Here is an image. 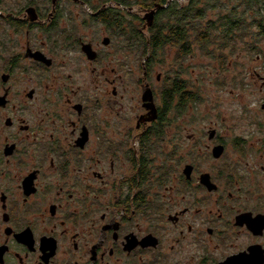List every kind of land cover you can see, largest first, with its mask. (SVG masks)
<instances>
[{
  "label": "flooded vegetation",
  "instance_id": "1",
  "mask_svg": "<svg viewBox=\"0 0 264 264\" xmlns=\"http://www.w3.org/2000/svg\"><path fill=\"white\" fill-rule=\"evenodd\" d=\"M159 6L0 0V264H264V135L172 91Z\"/></svg>",
  "mask_w": 264,
  "mask_h": 264
},
{
  "label": "rangeland",
  "instance_id": "2",
  "mask_svg": "<svg viewBox=\"0 0 264 264\" xmlns=\"http://www.w3.org/2000/svg\"><path fill=\"white\" fill-rule=\"evenodd\" d=\"M137 1V2H133ZM145 0H130L135 13H141L142 3ZM157 4L158 0H148ZM177 1L181 6L188 4L189 0H171ZM225 3L223 14H227V10L232 8L235 3L232 0H222ZM232 2L231 4H229ZM154 7V6H153ZM86 8L78 7L75 3L71 4L72 23L74 26L81 29L83 25V17L81 13H85ZM218 12H211L209 17L216 19ZM208 17V18H209ZM249 19V16H248ZM251 18L249 22H251ZM90 28L84 27V32L90 35ZM148 34V31H147ZM256 29L253 30L252 35L245 38V41L238 40L236 45L228 44L227 49L223 45H214L211 49L214 51L211 57L204 55L203 52L195 49L193 57L190 56L185 61L184 66L185 78L191 84L197 78L203 81V92H206L213 102L223 103L224 109L219 113L223 116L227 114V129L234 135H245L246 133H256L255 136L260 137L257 131V125L264 124V111L261 109L264 104V38L257 36ZM249 45V46H248ZM255 45V50L250 49V46ZM169 59L174 58L175 49L168 47ZM124 53H120V57ZM145 57V56H144ZM142 57V59H144ZM220 57H227V74L225 73L224 63ZM160 57H158V60ZM226 61V59H225ZM226 63V62H225ZM142 61L131 75L142 76L143 70L141 68ZM139 68V69H138ZM163 67L157 65L155 76L162 73ZM123 70V73H126ZM164 73V72H163ZM227 76V85L226 79ZM202 77L206 79L203 80ZM227 88V89H226ZM204 108V105L199 106ZM212 107V106H210Z\"/></svg>",
  "mask_w": 264,
  "mask_h": 264
},
{
  "label": "trees",
  "instance_id": "3",
  "mask_svg": "<svg viewBox=\"0 0 264 264\" xmlns=\"http://www.w3.org/2000/svg\"><path fill=\"white\" fill-rule=\"evenodd\" d=\"M103 3L111 0H102ZM116 1L122 7H132L134 4L130 0H112ZM235 5L223 14L225 3L222 0H189L188 4L181 6L177 1L158 0L157 4L164 7L158 12V17L154 25L150 28L149 41L151 44L152 65L159 62L163 53L168 47L177 50L172 72L168 76H173L172 82L175 93L185 91L188 85L187 80H179L178 74H185L184 63L194 55L195 49L203 52L204 55L211 57L214 51L211 49L214 45H223L227 49L228 44L236 45V41H245V38L252 35L254 29L258 35L264 38V0H232ZM134 3L137 1H133ZM142 8H151L155 6L154 1L145 0ZM230 2L229 4H231ZM108 10L103 19L114 17L118 21L122 20L115 11L122 12L123 8ZM211 12H218L216 19L209 17ZM111 15V17H110ZM251 18V22L249 19ZM209 17V18H208ZM119 26V25H114ZM138 31V30H136ZM138 37L140 44L146 47V40L140 33H134ZM257 35V34H256ZM257 35V36H258ZM258 36V37H259ZM137 43V41H136ZM249 46V45H248ZM255 50V45L250 46ZM164 56V55H163ZM158 57L160 59L158 60ZM222 63L225 57H220ZM155 61V62H154ZM160 63V62H159ZM171 91V90H170ZM188 95L185 94V99ZM194 100L196 96L190 97Z\"/></svg>",
  "mask_w": 264,
  "mask_h": 264
},
{
  "label": "water",
  "instance_id": "4",
  "mask_svg": "<svg viewBox=\"0 0 264 264\" xmlns=\"http://www.w3.org/2000/svg\"><path fill=\"white\" fill-rule=\"evenodd\" d=\"M160 8H164V7H162V6H159L158 7V9H160ZM155 10L153 11V12H151V14H149L148 16H147V20L149 21V26H152V21H153V17H154V15H155ZM150 95V94H149ZM263 109H264V106H263Z\"/></svg>",
  "mask_w": 264,
  "mask_h": 264
}]
</instances>
